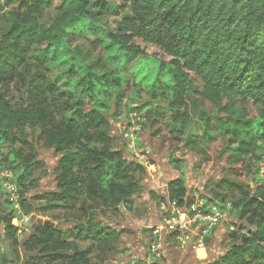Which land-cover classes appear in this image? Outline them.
<instances>
[{
  "label": "trees",
  "instance_id": "1",
  "mask_svg": "<svg viewBox=\"0 0 264 264\" xmlns=\"http://www.w3.org/2000/svg\"><path fill=\"white\" fill-rule=\"evenodd\" d=\"M119 2L128 15L105 33L98 23L112 13L111 0H0L6 22L0 35V148L6 147L0 168L14 172L20 200L27 202L29 190L38 186L33 171L43 165L35 149L27 151V130L37 133L61 154L58 190L34 196L52 201L27 212L85 211L62 226L39 224L19 241L15 210L4 204L5 234L23 249L24 264H93L95 252L102 260L121 252L124 231L96 210L112 217L121 206L132 209L146 172L143 163L114 146L108 118L128 96L131 78L125 71L131 65L132 77L145 82L153 99L168 101L173 124L188 128L186 148L196 150L218 132L227 140L223 152L230 172L242 176L248 169L245 156L264 147V0ZM47 10L55 12L50 24L43 20ZM36 46L42 50L32 57ZM66 59L71 61L67 79L53 87L48 73ZM17 81L28 105L16 106L4 92ZM194 96L203 99L198 122L188 111ZM236 99L259 109L241 112ZM135 110L154 120L160 108L145 103ZM259 158L264 162V155ZM260 181L251 187L224 177L216 187L228 189L233 199L216 190L215 196H203L208 202L230 201L238 219L234 229L227 228V250L203 264H264V177ZM167 188L162 201L188 208L196 199L183 175L170 179ZM4 192L0 184V195ZM168 235L175 240L174 233ZM84 242L91 245L83 247Z\"/></svg>",
  "mask_w": 264,
  "mask_h": 264
},
{
  "label": "rangeland",
  "instance_id": "2",
  "mask_svg": "<svg viewBox=\"0 0 264 264\" xmlns=\"http://www.w3.org/2000/svg\"><path fill=\"white\" fill-rule=\"evenodd\" d=\"M111 1L114 2L110 4L112 13L98 23L101 32L115 30L123 17L128 15L127 11L120 8L119 0ZM54 18L55 12L47 10L43 20L46 24H50ZM5 28L6 22L0 15V35ZM83 46L87 48L89 45L83 42ZM41 50L40 46H36L31 53L32 57L38 55ZM70 66L71 61L66 59L56 70L49 72V83L53 87H61L67 79ZM133 71H135V65H131L125 71L131 78V87L127 91L128 96L118 106L117 112L114 114L110 111L107 112L111 133L115 138L114 146L121 149L127 159L143 163L146 172L142 177L141 190L134 196L132 209L121 206V212L115 213L111 217V212L107 213L102 208H97L96 213L100 219L110 221L111 224L124 232L119 243L121 252L108 256L104 260L96 257L98 252H95L96 254L92 256L93 264H132V260L135 261L134 264H203L205 261L198 262L194 257L193 248L190 251H185L170 236L167 238L166 248L171 252L172 257L166 256L161 250L160 256L154 254L151 248L152 230L160 223H156L155 219L160 221L166 211V209L160 208L161 203L169 209V202L161 200L162 189L166 188V183L168 184L170 179L183 175L188 192L195 198L215 196L216 190V192L227 195V198L231 200L233 197L228 192L229 190L224 187L217 188L216 185H219L224 177L236 179L251 187L260 185V177H264V162L259 157L264 155V147L258 148L254 155L245 156L248 169L242 176L233 175L230 172L227 153L223 152L227 140L218 132H213L211 139L203 140L196 150L186 148L184 143L188 128L173 124L169 118L172 112L168 101L159 96L157 99H153V93L145 82L140 83L138 76L132 77ZM4 92L16 106L29 104L28 94L18 81L9 86V89H5ZM180 100L182 102V99ZM145 103H152L154 108H160L154 120H148L151 113L142 115L141 111L135 110ZM202 105V97L194 96L188 100V111L194 122H198L197 114ZM236 106L241 112L243 110L254 112L259 109L240 99H236ZM27 131L30 143L27 146V151L35 149L38 161L43 162L40 168L33 171V177L38 186L29 190L27 202L20 200V187L14 181V172L9 168H0V184L5 191L0 195V262L6 259L7 264H24L25 259L21 246L14 244L5 234V225L2 222L3 212L1 211L4 204L15 210L13 223L19 228L17 233L19 241H23L39 224L49 222L55 226H62L72 221V215L84 217L85 214L82 209L75 211L69 208L27 212L32 207H41L48 201H52L36 199L34 196L57 192L58 183L55 172L61 157V154L57 153L54 148L46 146L37 133L29 129ZM4 150H6L5 146L0 148V155ZM80 203L82 205V201ZM229 215L228 220L222 223L223 232L218 234V239L216 240L212 235L206 241V248L209 252L208 259H214L227 250L229 243L227 228L234 229L235 223L238 221L235 212L230 210ZM217 228L218 226L214 230ZM81 244L83 247L91 245L90 242ZM200 251L204 255V251Z\"/></svg>",
  "mask_w": 264,
  "mask_h": 264
},
{
  "label": "built area",
  "instance_id": "3",
  "mask_svg": "<svg viewBox=\"0 0 264 264\" xmlns=\"http://www.w3.org/2000/svg\"><path fill=\"white\" fill-rule=\"evenodd\" d=\"M165 209L161 224L152 231L154 240L151 248L155 252L161 247L159 238L163 231L174 233V238L180 247L187 245L204 247L207 235L228 220L232 203L208 202L201 196L197 197L188 208H181L176 202L169 201V209L164 204L163 210Z\"/></svg>",
  "mask_w": 264,
  "mask_h": 264
},
{
  "label": "crops",
  "instance_id": "4",
  "mask_svg": "<svg viewBox=\"0 0 264 264\" xmlns=\"http://www.w3.org/2000/svg\"><path fill=\"white\" fill-rule=\"evenodd\" d=\"M178 177V176H176ZM175 178V177H174ZM185 178V177H184ZM187 185V183H186ZM168 184L166 183V188H163L162 191H163V196L164 198H168ZM188 187V186H187ZM161 191V192H162ZM164 203V202H163ZM160 208L163 210L164 208V204L161 203L160 205ZM155 222L158 223L160 222L157 226H159L161 224V219L160 221L155 219ZM153 231V230H152ZM223 232V229H222V223L220 225H218V228L216 230H213L212 232H210L206 238L210 237V236H214L215 239L217 240L218 239V234L222 233ZM169 233L166 232V231H163L162 234H161V247L160 249L155 252L154 251V254L160 256L161 252L160 250L162 251L163 254H165L166 256H169V257H172V254L170 251H168V249L166 248V244H168L167 242V238H168V235ZM184 248L185 251H190L192 248V252L194 254V257L197 259L198 262H202V261H206L208 259V255H209V252H208V249L206 248V244L204 247H199V246H191V245H187L186 247H182ZM200 250H203L204 251V255H202L201 251ZM132 264L135 263L134 260L131 261Z\"/></svg>",
  "mask_w": 264,
  "mask_h": 264
}]
</instances>
